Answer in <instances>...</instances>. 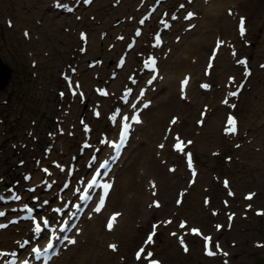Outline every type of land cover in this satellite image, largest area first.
Returning <instances> with one entry per match:
<instances>
[{
	"label": "rangeland",
	"instance_id": "obj_1",
	"mask_svg": "<svg viewBox=\"0 0 264 264\" xmlns=\"http://www.w3.org/2000/svg\"><path fill=\"white\" fill-rule=\"evenodd\" d=\"M23 1L25 4L24 8L22 7ZM52 1L53 0H0V58L12 69V75L8 79L9 73L5 72L6 70H3L0 66V71L3 73L1 79L2 85L0 86V88L2 87V89H0V120H2V122H0V151L3 152L2 162L0 163V177H3L4 181L7 182H9V180L12 181L16 175H19L14 167L17 159H19V155L16 151H20L21 147L19 146L18 150L15 151L12 149L11 141H14L17 144L19 139L26 137L27 129L32 126L30 122L36 121L37 123L34 129L36 131L35 134L39 137V146L44 144L47 140L45 139L46 137L44 132L48 129L52 130V127H54L52 117L57 114L55 105L56 102L57 104L62 102V100L59 102L56 94V90L61 87L59 71L65 68L67 63H72L73 61L77 62L83 69L86 65V59L88 57H102L104 53H106V45L100 46V48L93 46L95 51H90L88 55L83 58H77L79 46L78 39L76 37L77 30L79 28H87L90 32L91 38L94 36L98 40L99 33L103 29L104 24H106V26H113L115 21L114 19H119L118 17H122L123 15L126 16L127 14L133 12V6L131 8H127V10L120 9L115 12H113V10L106 12V9L111 6L112 0H97L93 8L86 9L81 13L79 12V14L83 16V20L77 22L75 15L66 16L53 11L50 6ZM136 2L137 0H134L132 5H135ZM231 2H237L236 5L238 8H241L242 6L240 13L244 12L245 14H248L250 20L249 22L251 24V35L257 45L256 48L251 49V53L250 51L244 50V52L250 53L253 58L255 74L249 88L240 100L237 110V114L241 118L243 128L249 129V131H241L240 135L242 140L240 142L243 143L244 141H247L246 139L252 140L254 136L256 137V140L251 143L247 141V145H244L241 149L234 150L232 143L225 140L220 133V127L223 122L225 111H220L221 106L218 105V102L214 105L213 113L210 117L211 119L206 125V128L202 130V135L200 137L201 141L200 144L197 145L198 152L196 159L203 168V175L201 176L200 181L194 186L193 194L189 195L184 212L180 213V216H185V218L189 219L193 223L202 226L207 232H213L212 223L215 220L211 218L209 212H205L203 210V186L207 183L209 186L210 184L212 185V192H210V194L213 196L214 206H220V198L225 195V190L221 188L218 182L213 180L212 175L214 174L218 176L226 175L230 178L233 187L238 194V197L235 200L236 204L241 200V197L246 191L255 189L260 191L259 195H257V202L262 201V206H264V199H262L264 198V154L262 152L264 148L261 143V136L264 135V70L258 69L257 67L258 63L264 62V34L261 35L264 28L260 29L261 24H259L264 18V0H261L259 3H256L254 0H232ZM227 6L234 8L231 3L227 4ZM220 13L221 17H223L225 15V8H222ZM91 14L96 17L94 21L89 18ZM6 17H10L14 20L15 27L13 29L6 27ZM22 27L29 28L38 36V39L32 38L31 42H25L21 33ZM231 27V29L228 28L226 31L227 35H231L232 31L235 30L234 23H232ZM64 28H68L70 31L66 32ZM71 29L73 30L72 33ZM200 32V28L196 29L194 36ZM212 35L214 37L216 33L213 32ZM213 37H210L208 40L210 44L205 52L206 55L210 51V46H212ZM188 42L189 41L185 42L183 39L180 47L174 55L184 54L183 50L187 47ZM122 45L117 47V50L107 53L109 58L105 59L103 67L104 82L108 79L106 76L107 70H110V68L113 67L114 60L117 57L119 50L122 48ZM61 49H64V51H61ZM32 51L36 53L33 57L31 55L29 56V53ZM46 53L49 54L48 57H46ZM226 56L227 55L225 54L224 58H222L223 62H221L220 66L216 68L215 78L217 82L225 80L228 74L236 73L237 71V69L229 64ZM131 58L132 63H134V59H136L135 53L132 54ZM171 58L175 59L170 56L168 57V61ZM31 59L38 60L39 66L37 68L34 69L31 67ZM205 61L206 59L203 61V64ZM223 65L226 67L223 68ZM130 66L122 72V77H126L125 75L130 69ZM33 73H36L37 77H34L32 75ZM87 75L88 72L83 70V81H88ZM88 79L91 80V74H89ZM118 81L119 80L114 82L113 85H117ZM93 82H89L88 85L91 86V83ZM120 83H122V81ZM173 90L177 91L176 89H172L167 96L173 94ZM196 92L197 88L195 85L192 88L191 93L196 97ZM165 93H163L159 87V90L156 93L159 97L156 99V102H154L151 111L157 109V103L159 99L166 96ZM175 97L178 99L177 93ZM207 98H209L207 95L204 97L197 95L195 102L191 104L189 110L192 114L191 112L188 113L189 121L188 124H186V128L188 130L195 132L199 131L195 129L194 120L198 116L201 105ZM48 107L51 109L50 116H45ZM73 111L76 112L75 110ZM183 111L185 110L180 112H175L173 110L164 114V120L160 124L161 127L160 130H158V135L155 134L154 139L151 142L152 144L150 143L151 149L149 148L148 161L152 157L155 158L156 142L161 138L169 117L173 114L181 115ZM145 114H147V112H144V115ZM218 115H221L222 118L215 123V118ZM72 117H76V114ZM97 125H101V127L105 126L103 121H100ZM147 128L146 121L145 124L139 128V132L134 135L133 139L136 138L139 140L136 144L132 139L130 148L123 160V163L125 162V167L128 166L136 156V154L133 155V151H138V145L143 139V131ZM247 132H249V134ZM79 136H81V130H78L77 132V137ZM79 139L75 140L74 138L61 137L58 141L59 144L69 146L70 150L66 151L65 149L62 150L58 148L55 151V155L68 158L69 153L74 151L76 148V142H78L77 140ZM202 144L204 145L202 146ZM216 149H220L222 154L220 157L213 159L211 152ZM30 150L22 151L24 157H30ZM225 155H229L233 158L234 163L229 167L226 166L224 162L223 158ZM129 156L132 158L130 159ZM170 161L171 160H167V163L163 165L157 158L158 166L161 165V171L158 175L159 182L163 179L162 177H165L171 183L179 181V183L175 185L176 189L184 187L185 181L183 179V174L181 175L183 168L180 167L173 175L168 174L166 166ZM30 165L31 162L28 159L27 166L29 167ZM140 166L142 165H138L136 167L135 172L138 173V169H140V174H144L146 172L147 175L148 166L144 165L142 166L143 168ZM119 171H121V169ZM118 176L119 175H117V178ZM140 185H142L143 193L145 181ZM176 191L177 190L171 193V191L168 192L166 190L161 196L164 202V208L160 211H156L150 217H147L146 214L143 215L140 213L143 208L147 209V204L143 205L141 210H139L137 206L134 210L135 212L132 213V216H129V218L126 217L124 213V220L118 226V228H121L117 232L119 234L120 232H128L129 235L133 236V240L131 241L129 251L121 248L118 253H113V259L117 261H122L123 258L129 259L132 256L134 249L142 241L145 232L149 229L150 222L159 217H164L167 214H174L176 212L174 208ZM122 199L123 201L125 200L124 198ZM146 217L147 221L145 224L143 220ZM253 217L254 216L251 214L248 219H252L250 224L237 219L232 232L228 233L223 231L218 235V238L222 240L229 249L230 241L237 243L235 248L237 257L234 259L233 264H242V262H247L248 259H253L254 256H259L261 258V254H264V251L249 249L252 241L259 239L264 240V221L263 219L257 220ZM249 225H252L253 227ZM100 229L103 230V224ZM244 229L249 230L247 234L243 233ZM10 230L11 235L9 238L13 239L16 237V231L14 228H11ZM10 233H8V235ZM248 235H251V237ZM118 239L120 240V237H118ZM1 241L2 240H0V242ZM101 245L102 243L96 248L94 253L95 255H98L101 249L105 250V245ZM191 248L190 255H183L174 239L169 238L167 236V230L163 229L158 236V242L155 250L157 255H159V257L164 261V264H223L221 258H216V260L204 258L201 252L200 240L191 239ZM120 253L123 254L122 257H120ZM94 261L96 260H91V255L87 257L88 264H98L96 263L97 261ZM75 264H77V261ZM102 264L107 263L105 262Z\"/></svg>",
	"mask_w": 264,
	"mask_h": 264
},
{
	"label": "snow or ice",
	"instance_id": "obj_2",
	"mask_svg": "<svg viewBox=\"0 0 264 264\" xmlns=\"http://www.w3.org/2000/svg\"><path fill=\"white\" fill-rule=\"evenodd\" d=\"M157 4L163 2V0H156ZM189 3L192 2V0H188ZM84 4H91L92 0H83ZM57 8H64V10L68 12H73L74 9L72 7H66L62 4H57ZM185 6L184 4H180L179 8L183 9ZM156 11V8H152L151 11L148 13V15H145L142 19L139 20V24L141 26H144L146 21L150 19L152 16V13ZM169 14L164 13V16L167 17ZM229 15H232L230 12ZM194 17V13L188 12L187 15L184 17L185 20H191ZM172 21H175L178 19L177 15L173 13L170 17ZM159 25H162V29H159L155 36H154V43L152 44V47L154 49L160 48L162 46V36L161 31L168 30L172 27V25L164 18H161L159 20ZM246 21L244 17L240 18L238 30L240 33V36L243 38L246 34ZM11 26V25H10ZM135 37H140L142 35L141 29L137 28L135 30ZM25 36H28V33H25ZM118 40L123 41L125 39L124 36L117 37ZM81 40L86 42L87 37L86 34H81ZM136 41L133 40L127 45V48L129 51H131L135 47ZM224 44L223 41L218 40L216 44V48L213 50L212 55L209 58V64L208 68H212V61L216 58L217 51L220 49V47ZM83 52L84 49H81ZM232 55L235 57L236 53L233 52ZM99 63V62H98ZM239 65H242L245 69L244 76L247 78L251 75L250 70L248 69V62L245 59H240L237 61ZM125 65V60L121 58L117 64L118 68H122ZM91 66V65H90ZM261 67H264V65H261ZM143 69L145 71H148L151 73L150 78L147 79L146 84L150 87L153 85V83L158 79L159 72H158V62L157 59L153 55H149L147 59L143 61ZM75 69H73V72ZM206 74H208L206 72ZM65 79L68 82V88L71 91L72 96H77L78 89L80 88L79 82H76L75 87H73L72 79L69 76H65ZM130 80L133 84L137 83L135 78L130 77ZM189 84V78H185L181 82L180 91H181V99H186L185 90ZM236 88L235 91H229L227 93V96L222 101L224 105H227L233 109H235V104L229 103V98H235L238 97L240 94V91L244 88V84L240 83L239 85L235 84L234 78H229L228 87H234ZM210 86L208 84H201V88L208 89ZM97 94L100 97H108L110 93L103 88H97L96 89ZM146 90L140 89L138 92V95H136L133 98V89L128 88L122 97L120 98L122 103L127 106V110L122 109L120 107H117L114 109L111 115L108 116V120L110 123L118 128V136L116 139H111L107 134L102 135L101 139L99 140V145L106 146L108 149L111 150V153L108 158L100 159L97 156V153L101 152V147L95 146L93 144L88 143L85 141L80 148V154L84 155L87 150L90 151L89 159L86 163V168L90 170L89 178H85L84 176H79L78 179L75 180V185H73V178L78 174L79 169L75 165V161L77 160L76 156H73L71 158L73 163H69L67 166L60 163V162H52V168L43 166L41 160H36V168L42 172L46 177H54L56 174L52 170L57 169L59 173L63 174V184L62 187L59 188V190L55 189V186L58 183V178H52V179H43L40 184H37L35 186L25 187L23 191L35 194L32 195V205H35V207L24 203L21 205V207L16 208H0V220L7 217L8 212H23L26 213L25 215L11 218L8 220V223H0V230L6 229L9 224H18L20 220L29 221L31 223V233H32V239H24L23 241H16V244L18 245L19 249L21 251L12 250V251H4L0 250V264H34V262H42V264H50V261L53 257L57 256L59 253V245H63L65 242L70 244H76L77 241L74 238H69L67 233L71 232L73 229H76V234L79 235V229L77 228L76 221L79 219V216L83 212V208L88 207L89 203L93 201L94 197H97V189L100 190V193L97 197L98 202L95 204V206L92 208V211L99 214L101 211L105 208L106 202L109 198L110 192L113 189V184L106 181V177L108 176L109 172L112 170V164L115 163L121 156L122 150L127 146L128 141L130 139L131 133L133 131L134 125H139L142 123L141 120V111L142 109H147L149 107L150 102H145L142 104L140 108H138V104L140 101L145 97ZM61 97L64 96V93L61 92ZM79 96L81 99V103L84 102V94L82 92H79ZM131 98V99H130ZM98 107V105H97ZM129 111L131 112V115H129ZM206 111V110H205ZM94 116L96 118H100L101 112L100 111H94ZM203 117L204 113H201V119L198 121V124H203ZM172 125H175L177 123V119L173 118L170 122ZM80 124L83 127V132L87 135L89 132L92 131L88 123H86L84 118H81ZM171 132V128L168 130ZM224 133L227 136H235L238 134V121L237 119L229 114L227 118V122L224 128ZM61 134H63L61 132ZM69 135H73V133H68ZM51 135V134H50ZM167 139V137H165ZM175 144L173 145V148L176 152L186 155L187 156V164L188 168L192 170V175L195 177L196 172L193 167V160H192V154L190 152L185 153V148L188 145H191L192 141L185 142L181 137L177 134L175 137ZM240 145L237 144L236 147H239ZM165 145L161 143L159 145L160 149H163ZM51 149L45 150V159H47L48 154L50 153ZM24 164L23 161H20V166L22 167ZM170 171H175V169H170ZM32 174L28 173L23 176V180L25 184L27 185L32 180ZM0 183H3V177H0ZM20 185V181H16L14 184H12L10 187L0 191V204L8 205V204H20L22 201V195L20 192L17 191V188ZM225 188L228 187V181H224ZM152 188L155 189L156 185L153 183ZM38 189L43 191L46 194H50L55 192V198L57 200V204L53 206L51 204V196L49 198H45L41 200L40 193L38 192ZM70 191L72 195L78 197V202L73 203L72 200H65L64 197L61 195L62 193H65V191ZM153 195H156L155 191H153ZM229 195H232L231 192H229ZM255 194H249L245 197L247 200H252ZM182 201L177 200V204L179 205ZM227 204V202H225ZM205 204H208V200H205ZM83 206V207H82ZM155 207H160L159 202H154ZM251 208V205L248 206ZM37 213H44L39 216H37ZM54 214V215H49ZM67 214V215H65ZM258 215H264V212H258ZM213 215H216L214 212ZM120 216V213H114L109 220L107 221L106 228L109 232L114 230V226L116 225L118 221V217ZM91 218V217H89ZM232 216H229V220L231 221ZM168 224L172 223L171 221H167ZM158 225H153L152 231L148 234L146 240L144 241V245L141 246L138 251L135 253V259L136 261H141L142 257L144 260L148 261V264H159V261L153 259V253L151 251H148L145 255V249L149 245H153L155 243L154 237L156 235V229ZM186 225L184 222H181L180 228H185ZM221 226L217 225V229L219 230ZM191 233L195 236H201L203 240L205 241L204 247H205V255L208 257H214L218 254L220 251V246L218 243L215 244V251L212 250V238L208 236H203L201 231L199 229H191ZM59 233H65L63 237L59 235ZM172 236H177V233L173 232L171 233ZM45 239L46 242L44 243L43 247L39 245H35V241ZM179 243L183 247L185 252H188V247L185 244V240L183 236H179ZM32 244V246L29 249V245ZM112 251H117L116 245H110L109 246ZM26 253L23 258L21 256V253ZM224 255H228L227 253H224ZM227 264V262H225Z\"/></svg>",
	"mask_w": 264,
	"mask_h": 264
},
{
	"label": "bare ground",
	"instance_id": "obj_3",
	"mask_svg": "<svg viewBox=\"0 0 264 264\" xmlns=\"http://www.w3.org/2000/svg\"><path fill=\"white\" fill-rule=\"evenodd\" d=\"M134 0H124L120 3V5L118 6V9H125L127 10V7L133 2ZM232 0H211L210 1V7H209V11H211V13L213 12V17L215 19H218L219 21H212L211 23L207 20H204L203 22L205 23V26L207 28H210L212 31H215V28L217 31H224L226 29H228V26H232L233 23V18L229 17V16H223L221 17L220 12L222 11V8L224 9L227 4H236L237 2H231ZM202 4H204V1H202ZM208 4V5H209ZM95 5V3H92L91 6L89 8H93ZM236 8V7H235ZM242 8V6H241ZM117 9V10H118ZM237 9V8H236ZM198 11V9H196ZM201 19H204V16L201 17ZM263 20V19H262ZM261 20V21H262ZM261 23V22H260ZM259 23V24H260ZM15 27V23L12 26V28ZM129 27V25H125V29H127ZM215 27V28H214ZM264 28V21L261 23V27L260 29ZM249 28L247 30L246 35L249 34ZM194 33H196V31H192L190 33H187L184 36V40L189 41L187 43V47L185 48L184 54L182 55H178L176 54L173 55L172 57H174L175 59L171 58L169 61H163V72H165L166 74V78H164L165 80L160 84V88L163 91V93L166 94L165 97L159 99L158 103H157V109L151 111V109H148L147 114L145 115V121H147V129L145 131H143V139L142 141H140V144L138 145V151H133V155L136 154V156L134 157V159L129 163L128 166H122L121 167V171H119L117 173L118 178L116 179V182L114 184L113 190L110 193L109 196V200L108 203L105 207V209L103 210V212L99 215H97L93 220H86L85 224H84V231L86 233V237L87 240L84 243H81L79 245V250H73L71 256H68L66 259L63 257L61 258V260L59 261V264H74L75 261L79 260V261H83L86 260L87 261V257L91 255V260H96L97 263L99 264L100 262H102V259H107V263H112V264H120L118 262H115V259L112 258V254L111 252H105L102 256H98L95 255V250L98 247L99 244H101L102 242H106L108 244V242L110 241H115V240H108L111 236H114L112 233H115L116 230L114 228L113 232H106L104 229L101 230V225L104 222V218L107 215V212L109 210L112 209H121V210H125L124 212H126V217L129 218V216H132V213H134L135 209L140 208L143 204H144V199L148 200L150 198L149 194L146 193L145 196L142 195L141 192V185L140 183H138L137 181H135V176H139L141 175L139 172L136 173V167L138 165H147L148 166V173L147 176H150L149 179H154L155 177L152 176H157L159 175V172L161 171V165L158 166L157 164V158L152 157L149 161H148V157H149V148L150 145L152 144V140L154 139V135L157 134L158 135V130H160V124L163 122L164 120V114L167 112H171V111H175V112H180L182 110H185V112L183 113L182 118H180V121L177 122L174 125V130H179L182 132V129L185 128L186 126V122H185V113L187 112V106L188 104H186L181 98L176 99V93L177 96L179 95V85H178V80L179 78L182 76L181 74H184L185 72H191V70L194 72V74L200 75L203 71L204 68V64L203 61L208 58V54L206 55V50L207 47L209 46L210 42H208V40L210 39V37L212 38L213 35L212 33H207L204 32L205 34H203V32L198 33L196 36H194ZM205 35V36H203ZM210 36V37H209ZM107 37L109 38V34L107 35ZM215 37V36H214ZM214 37H213V44H214ZM212 44V45H213ZM90 50L89 51H95L93 48V46L100 48V46H102L101 41L96 37L92 36L91 38V42H90ZM253 46V43L250 45ZM96 48V49H97ZM179 48V46H175V50L177 51ZM212 48V46H211ZM174 54V53H173ZM195 54H198L197 56L199 57V61L196 60L197 56ZM225 55V51L223 49H221L220 54L218 55V57H216V65L219 67L221 62H223L222 58H224ZM196 56V57H194ZM104 57L109 58L107 53H104ZM227 58V56H226ZM228 60V58H227ZM104 65V64H103ZM103 65L101 67H96L97 71L99 72H103ZM217 66H214L213 71H212V76L213 74H216V68H218ZM2 67V66H1ZM226 66L223 65V68H225ZM3 70L5 69L4 67H2ZM124 69V68H123ZM6 70V69H5ZM87 70H89L87 68ZM6 72V71H5ZM91 74V73H90ZM89 77V73L87 75V78ZM254 77V73H252L251 77L249 78V81H252ZM2 79V72L0 71V85H1V80ZM92 80H94L91 77ZM172 79H174L172 81ZM203 79L204 76H203ZM118 83H120L123 80V77L121 78H117ZM177 81L176 85L174 81ZM196 80L195 76H192L190 84H189V92H188V97L190 98V93L192 92V82ZM207 80V78H206ZM89 82H91V80H89ZM177 86V87H176ZM88 85L83 86V90L88 89ZM172 89H176L177 91L173 90L170 96H167L168 93L172 90ZM212 100L210 102L214 103L215 100V94L216 92L212 91ZM243 92V91H242ZM203 93V94H201ZM153 95L154 98H158L159 95L158 94H154L151 93ZM196 97L197 95H200L201 97H204L206 95V93H204L202 90L197 91L196 93ZM245 94V92H243V95ZM193 97V102H195L196 97L194 96V94H192ZM241 95V93H240ZM108 104V103H106ZM105 104V106H106ZM77 109H79L78 107H76ZM182 109V110H181ZM224 110L223 107H221L220 111L222 112ZM211 111V109H210ZM225 116L226 113L224 115V119L222 122V127L224 125V120H225ZM222 116L218 115L216 116V121L221 120ZM207 120V124H208V118L206 117ZM214 120V119H213ZM214 124V123H213ZM206 128V126H205ZM239 131V130H238ZM239 136V132L237 134V138ZM200 137L195 138V142L193 144L194 145H198L200 144ZM151 143V144H150ZM204 144H202L203 146ZM151 149V148H150ZM126 152V151H125ZM124 152V153H125ZM159 153L161 154V157L164 158V156H169L170 159H172L173 157L170 156L167 152V149L163 148L161 150H159ZM132 157H130L131 159ZM175 160H178V156ZM136 174V175H135ZM200 174L198 173L197 178H199ZM146 176L145 175H141V180L145 179ZM163 179L157 184L158 185V194L160 193V196L162 194L165 193V191L167 190L168 192L171 191L174 192L175 190H177L175 188V185L179 183V181L171 183L169 182L165 177H162ZM178 191V190H177ZM176 191V194H177ZM194 192V191H193ZM192 192V194H193ZM191 194V195H192ZM124 198L125 200L123 201ZM256 198V196L253 197L252 201H254ZM188 201V197L187 199L184 200V203L182 205V207L180 208L182 210V212H184L185 208H186V203ZM204 210V209H203ZM149 213L148 209H145V214L147 215ZM207 217V216H206ZM147 221V217L144 220V223L146 224ZM8 233H10V231L5 232L4 230H2L0 232V240H3L4 242L9 240V236L11 235V233L8 235ZM19 234L16 235V237H18ZM116 237V236H114ZM118 237H120V246L121 248H124V250L129 251V247L131 245V241L133 240V236L129 235L128 232H120V234L118 233ZM190 239H192L190 237ZM196 239V238H194ZM72 247V246H71ZM254 249V248H253ZM212 260H216V259H212ZM94 261V262H96ZM105 261V262H106ZM83 263V262H82ZM163 264V263H161Z\"/></svg>",
	"mask_w": 264,
	"mask_h": 264
},
{
	"label": "water",
	"instance_id": "obj_4",
	"mask_svg": "<svg viewBox=\"0 0 264 264\" xmlns=\"http://www.w3.org/2000/svg\"><path fill=\"white\" fill-rule=\"evenodd\" d=\"M0 66L4 67L8 71L9 77H10L12 71H11V69L9 68V66L7 64L3 63L1 58H0Z\"/></svg>",
	"mask_w": 264,
	"mask_h": 264
}]
</instances>
